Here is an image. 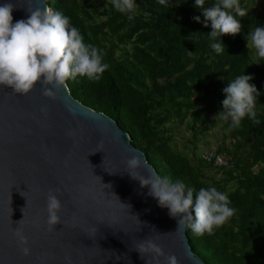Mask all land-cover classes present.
<instances>
[{"label": "trees", "instance_id": "16d2710c", "mask_svg": "<svg viewBox=\"0 0 264 264\" xmlns=\"http://www.w3.org/2000/svg\"><path fill=\"white\" fill-rule=\"evenodd\" d=\"M134 2V10L122 14L111 0H45L86 46L102 50L109 66L99 79H68L66 88L79 103L117 121L156 174L193 190V202L201 188L228 196L235 211L225 223L199 236L186 228L190 250L203 264H264V60L247 50L245 39L250 26L264 27V17L249 6L255 0H239L247 13L236 17L242 31L222 36L226 48L217 54L195 0ZM217 2L205 0V7ZM243 74L259 93L256 117L230 130V119L215 117L223 111V89ZM181 124L194 148L197 136L215 126L223 147L209 152L225 153L228 164L213 168L192 149L175 150L170 128ZM204 168L219 178L204 175Z\"/></svg>", "mask_w": 264, "mask_h": 264}, {"label": "water", "instance_id": "95a60500", "mask_svg": "<svg viewBox=\"0 0 264 264\" xmlns=\"http://www.w3.org/2000/svg\"><path fill=\"white\" fill-rule=\"evenodd\" d=\"M6 2L14 4L13 23L27 19L30 6L47 7L45 0L0 5ZM138 154L147 161L117 121L79 103L66 87L50 99L39 84L27 95L0 86V264H146L134 246L156 235L152 227L162 235L165 256L203 264L186 229L176 234L168 210L125 172V162ZM49 191L62 206L52 230ZM17 230L28 240L29 256Z\"/></svg>", "mask_w": 264, "mask_h": 264}, {"label": "clouds", "instance_id": "9594fccd", "mask_svg": "<svg viewBox=\"0 0 264 264\" xmlns=\"http://www.w3.org/2000/svg\"><path fill=\"white\" fill-rule=\"evenodd\" d=\"M111 3L122 14L131 13L136 7L134 0H111ZM158 3L165 5L166 0H158ZM194 6L202 12L204 27L211 26L208 37L215 41L211 48L217 54L222 53L226 46L220 38L234 37L241 33V20L236 17H245L246 11L240 7L239 0H218L211 7H205V0H195ZM13 10L12 2L0 5V86L11 89L15 94L27 95L39 84L45 97L55 99L61 88L67 87L68 79L76 76L99 79L109 67L108 64L102 63V50L86 46L79 31L69 26V19L62 13L54 12L50 7L30 6L27 8V19L13 23ZM132 18L131 15L128 16L129 20ZM194 20L200 22V17H194ZM245 39L246 47L254 49L256 55L264 60V27L250 26ZM251 79V76L240 75L223 89V111L219 112L215 119H230V130L239 128L245 117H256L254 109L259 93L249 82ZM125 164V172L130 178L137 181L142 189L147 188V195L155 199L160 208L167 209L169 216L176 220V234L182 233L186 228L198 236L211 233L214 227L222 225L234 215L235 210L229 207L228 196L215 188H201L193 202L192 189L185 192L183 182H173L170 177L156 174L142 154L134 155ZM56 191L59 192L58 189ZM117 199L119 200L118 197ZM121 206L129 210L131 207L123 203ZM61 207L57 194L49 191V230L61 223L58 215ZM135 218L141 224L138 217ZM152 231L156 235L147 236L134 246L140 258L146 260V264H160L161 257L164 258L165 264H179L175 255L165 256L162 246L158 243L162 235L154 227ZM15 234L19 244L24 246L23 254L29 256L27 238L20 230ZM116 258L120 259L119 256Z\"/></svg>", "mask_w": 264, "mask_h": 264}, {"label": "rangeland", "instance_id": "374dc122", "mask_svg": "<svg viewBox=\"0 0 264 264\" xmlns=\"http://www.w3.org/2000/svg\"><path fill=\"white\" fill-rule=\"evenodd\" d=\"M249 6H251L252 9H254V11L259 12L261 16L264 17V0H255V4ZM247 50H249L250 53L253 54L254 49L247 48ZM209 120H212L211 116L209 117ZM170 131L173 134L172 147L175 150H179L184 154H188L191 149L194 151L195 155H198L203 151L209 152L216 149V147L218 148L223 147L221 142V137L218 134L217 128L215 126H211L210 130L204 135L197 136L194 142L195 148L191 143L186 142V139L189 138L190 132L184 129V124L178 126L172 125ZM203 173L204 175L211 177L213 179L219 178V174L215 173V170L211 168H204Z\"/></svg>", "mask_w": 264, "mask_h": 264}, {"label": "built area", "instance_id": "2783aa9c", "mask_svg": "<svg viewBox=\"0 0 264 264\" xmlns=\"http://www.w3.org/2000/svg\"><path fill=\"white\" fill-rule=\"evenodd\" d=\"M199 159L213 168H218L227 165L228 157L225 156V153H213L203 151L198 154Z\"/></svg>", "mask_w": 264, "mask_h": 264}]
</instances>
